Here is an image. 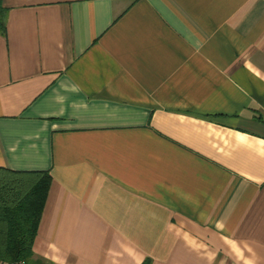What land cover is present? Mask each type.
I'll return each mask as SVG.
<instances>
[{
  "label": "crops",
  "instance_id": "1",
  "mask_svg": "<svg viewBox=\"0 0 264 264\" xmlns=\"http://www.w3.org/2000/svg\"><path fill=\"white\" fill-rule=\"evenodd\" d=\"M0 168L51 176L43 264H264V0H2Z\"/></svg>",
  "mask_w": 264,
  "mask_h": 264
},
{
  "label": "trees",
  "instance_id": "2",
  "mask_svg": "<svg viewBox=\"0 0 264 264\" xmlns=\"http://www.w3.org/2000/svg\"><path fill=\"white\" fill-rule=\"evenodd\" d=\"M6 8L0 0V31ZM51 176L46 171L0 168V261L43 264L33 257Z\"/></svg>",
  "mask_w": 264,
  "mask_h": 264
},
{
  "label": "built area",
  "instance_id": "3",
  "mask_svg": "<svg viewBox=\"0 0 264 264\" xmlns=\"http://www.w3.org/2000/svg\"><path fill=\"white\" fill-rule=\"evenodd\" d=\"M0 264H25V263H23V262H20V263H8V262L0 261Z\"/></svg>",
  "mask_w": 264,
  "mask_h": 264
}]
</instances>
